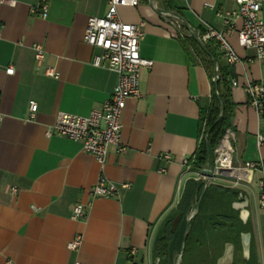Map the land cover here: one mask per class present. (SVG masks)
Listing matches in <instances>:
<instances>
[{"label": "crops", "instance_id": "obj_1", "mask_svg": "<svg viewBox=\"0 0 264 264\" xmlns=\"http://www.w3.org/2000/svg\"><path fill=\"white\" fill-rule=\"evenodd\" d=\"M41 2L0 4V264H158L155 242L190 181L204 184L202 196L210 186L238 192L225 210L232 221L218 231L229 242L219 246L217 264H264L261 174L254 172L249 182L214 175L208 184L202 177L206 166L183 165L194 159L203 141L201 113L212 94V72L180 38L171 16L181 19L184 29L222 34L234 50L239 60L230 64L217 47L221 65L235 76L230 86L236 105L233 131L225 141L235 168L264 162V144L258 143L264 137V106L262 113L253 108L245 90L250 83L264 86V60L240 46L241 19L234 20L232 32L225 25L223 16L237 9L236 0H140L136 8L120 9L124 22L142 27L140 55L153 66L141 70L142 97L128 100L122 114L125 152L110 147L104 165L81 143L47 132L60 113L88 117L102 109L118 83L117 73L94 67L100 51L84 42L89 18L104 17L109 0H48L46 18L32 13ZM34 44L46 51L41 66ZM10 67L13 75L7 74ZM49 68L58 79L46 76ZM213 73L215 82L217 63ZM31 101L38 105L34 120L28 119ZM221 148L223 142L218 152ZM101 177L119 187L116 196H91ZM124 184L129 188L120 187ZM201 202L202 197L189 218ZM218 202L205 199L202 211L207 216L219 212ZM77 205L83 206L84 216L73 219ZM244 235L249 236V255ZM78 236L82 244L72 251L68 245Z\"/></svg>", "mask_w": 264, "mask_h": 264}, {"label": "built area", "instance_id": "obj_2", "mask_svg": "<svg viewBox=\"0 0 264 264\" xmlns=\"http://www.w3.org/2000/svg\"><path fill=\"white\" fill-rule=\"evenodd\" d=\"M48 0H42L41 6L32 8V13L46 18L48 13ZM140 0H109L108 11L104 17L89 18L87 29L84 34V42L94 49L100 51L93 58V65L97 68H107L118 75V83L113 93L102 109L94 110L88 117H79L67 113H60L56 118L53 128L47 132L48 137L58 135L66 139L82 144L84 151L90 153L101 164L106 163L110 147L114 146L119 154L125 152L121 144L122 138V114L130 99H140V73L142 69H150L153 62L143 59L140 55V44L144 39V31L141 26L124 22L120 17L121 8H136ZM0 4L10 7L17 6V0H0ZM237 9L223 16L225 25L229 32L235 30L234 20L239 18L242 21L241 28L237 31L238 41L241 47L254 49L258 60H264V21L261 18V11L264 0H236ZM173 18L174 25L180 32L181 39L196 37L199 42L206 47L210 41L220 44L225 54L226 60L230 64L238 62V57L230 47L225 37L209 30L205 34H200L185 26L181 19ZM0 26V36H1ZM34 58L38 66L46 60V51L40 44L33 45ZM13 67L7 69L8 75H13ZM46 76L58 79L59 74L53 69H46ZM233 87H238L237 80L232 81ZM245 90L250 98V104L258 112L262 113L264 106V86L259 83L246 85ZM38 112V105L31 101L29 103L28 119L34 120ZM202 140L207 142L208 133L205 128L202 132ZM259 145L264 144V137L259 136ZM230 156L229 163L222 164L219 161L225 156ZM165 160H171L170 155H166ZM194 159L185 160L183 165L187 169L193 164ZM205 170L220 175V171L226 170L239 181L249 182L254 172L261 174L259 180V207L264 210V162L246 163L242 168H235L231 157V149L227 146L226 151L220 154L215 164H206ZM201 179V178H200ZM208 184L211 180L203 178ZM128 189L129 185L120 186ZM119 187L114 183L107 182L103 177L91 189V196L95 198L109 199L117 195ZM16 192V190H14ZM84 216L83 206L77 205L73 213V219ZM82 237L78 236L68 245L72 251H77L82 244ZM131 253H135L132 250ZM11 264V263H9Z\"/></svg>", "mask_w": 264, "mask_h": 264}, {"label": "trees", "instance_id": "obj_3", "mask_svg": "<svg viewBox=\"0 0 264 264\" xmlns=\"http://www.w3.org/2000/svg\"><path fill=\"white\" fill-rule=\"evenodd\" d=\"M186 41L196 56L210 65V69H207L212 72L210 73L212 94L209 103L201 113L208 140L201 141L193 161L194 167L203 169L208 162L213 164L215 151L233 131L232 118L236 105L231 98L230 86L235 76L231 69L221 65V55L217 54V47L220 46L218 42L210 41L206 45V50H203L193 39L187 38ZM215 63L218 64L217 83L213 82ZM203 185L201 182H188L177 209L164 222L154 246L155 256L159 259L158 264H177V255L181 256L179 264H217L222 250L219 246L223 243L224 248L229 242L225 241L226 236L221 237L218 231L226 230L227 223L232 221L225 210L232 207L230 201L237 197L238 192L210 186L202 196ZM201 197L202 202L198 213L189 221L191 211ZM211 198L213 200L219 198V212L207 216L202 211V204L205 199Z\"/></svg>", "mask_w": 264, "mask_h": 264}, {"label": "water", "instance_id": "obj_4", "mask_svg": "<svg viewBox=\"0 0 264 264\" xmlns=\"http://www.w3.org/2000/svg\"><path fill=\"white\" fill-rule=\"evenodd\" d=\"M193 40L194 41H196L197 42V44L203 49V50H206V47L205 46H203L200 42H199V40L196 38V37H193ZM217 81H218V77H216V79H215V83H217ZM202 177H204V178H206V179H212L213 177H214V175H213V173L212 172H210V171H208V170H204L203 172H202ZM245 202V201H244ZM243 202V203H244ZM242 203H239V205H241ZM198 208H199V206H198ZM241 219H242V221H244V222H246V220H247V217H248V212L246 211V207H241ZM192 218V217H191ZM191 218H189V221L191 220ZM244 237V240L246 241V247H245V254L246 255H249V247H248V240H249V236L248 235H244L243 236ZM180 258L181 257H179L178 259H177V263H178V261L180 260Z\"/></svg>", "mask_w": 264, "mask_h": 264}, {"label": "rangeland", "instance_id": "obj_5", "mask_svg": "<svg viewBox=\"0 0 264 264\" xmlns=\"http://www.w3.org/2000/svg\"><path fill=\"white\" fill-rule=\"evenodd\" d=\"M225 142V143H224ZM222 144V143H221ZM221 144L219 145V147L221 146ZM218 147V148H219ZM218 148H217V150L215 151V155H214V158H213V164H215L216 163V161L219 159V156H220V154H222V153H224L225 151H226V148H227V142L224 140L223 141V148H221V150H219V152H218ZM218 152V153H217ZM221 173H219V174H222V175H224V176H227V177H231V178H234L233 176H231L229 173H228V171H226V170H222V171H220ZM179 257H181L180 255H177V257H176V259H178ZM236 264H238V263H236Z\"/></svg>", "mask_w": 264, "mask_h": 264}, {"label": "bare ground", "instance_id": "obj_6", "mask_svg": "<svg viewBox=\"0 0 264 264\" xmlns=\"http://www.w3.org/2000/svg\"><path fill=\"white\" fill-rule=\"evenodd\" d=\"M229 160H230L229 155L226 159H225V156H223V158L219 161V163L226 164V163H229ZM177 264H179V263H177Z\"/></svg>", "mask_w": 264, "mask_h": 264}]
</instances>
